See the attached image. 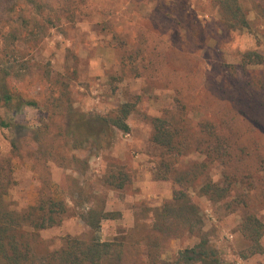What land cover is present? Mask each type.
Segmentation results:
<instances>
[{"label": "rangeland", "instance_id": "374dc122", "mask_svg": "<svg viewBox=\"0 0 264 264\" xmlns=\"http://www.w3.org/2000/svg\"><path fill=\"white\" fill-rule=\"evenodd\" d=\"M36 1L37 11L24 0H0V79L10 89L37 96L40 107L23 108L16 116L1 113L7 121L47 125L41 139L54 136L49 144L58 150L56 161L40 157L35 172L26 158H10V141H21L26 131L0 128V159H11L16 180L6 203L15 210L34 206L43 188L69 209L59 226L30 234L35 257L58 250L67 238L88 239L91 231L79 213L91 208L119 213L118 220L103 221L97 235L122 245L120 264H170L179 250L194 245V235L172 225L157 228L155 217L172 200V175L195 162L208 164L199 152L169 158L151 143V119L174 111L179 100L192 132L203 119L216 124L240 160L235 189L245 195L246 208L223 215L197 187L190 190L205 219L203 232L222 264H264V254L243 257L247 244L238 229L245 211L264 223V20L249 11V28L229 29L212 0ZM244 1L252 7L251 0ZM247 53L262 62L244 64ZM61 83L72 106L83 112L107 114L123 102L136 103L127 120L130 132L115 131L111 147L98 154L89 144L71 150L66 137L54 135L58 110L45 104ZM164 164L172 168L168 175ZM230 170L234 173V165ZM220 172L216 163L205 165L198 183L220 181ZM119 173L126 178L122 189L105 184Z\"/></svg>", "mask_w": 264, "mask_h": 264}, {"label": "trees", "instance_id": "16d2710c", "mask_svg": "<svg viewBox=\"0 0 264 264\" xmlns=\"http://www.w3.org/2000/svg\"><path fill=\"white\" fill-rule=\"evenodd\" d=\"M24 1L37 11L36 0ZM212 2L219 9L224 26L229 29L249 28L251 24L247 18L249 11H254L255 19L264 20V1L251 0V8L244 6V0H212ZM23 21L28 24L31 20ZM33 22L34 29L37 30V22L35 20ZM35 30L29 31L32 37L36 34ZM138 54L139 51L135 53L136 56ZM135 59V57H129V63L133 69H136ZM244 60V64L262 62V58L255 53H247ZM23 67L28 69L29 66L24 64ZM8 69L12 70V67ZM6 72L5 76L10 74L9 71L6 70ZM61 84L62 88L58 90V94L56 93L57 96L46 101H50V104H45L58 110L60 124L56 126L54 135L66 137L70 142L71 150H77L89 144L98 154L111 147L115 131L123 134L130 132L127 120L135 111L136 103L123 102L107 114L83 112L72 106L67 96V85ZM26 107L39 109L37 96H29L10 89L4 77H1L0 128L7 129L13 134L20 130L26 131L21 141L19 139L10 141V158L17 156L26 158L31 163V169L37 172V162L40 157L56 161L57 148L54 144H49L54 136L52 140L41 139L48 126L44 125L41 130L26 122L7 121L2 115V113L10 112L16 116ZM151 129V143L163 149L169 158L181 157L189 151H196L208 160V164L195 162L188 169L175 172L172 175V200L169 205H165L155 213L159 221L157 228L166 226L168 229L170 227L168 225L184 228L197 239L193 246L179 250L170 264H222L216 250L210 244L208 235L202 230L205 219L198 206L191 200L189 192L197 187V194L206 197L213 205L219 204L223 215L230 214L239 206L246 208L245 195L238 193L235 189L239 176L237 170L239 157L233 155L229 139L220 133L216 124L203 119L197 123L196 133L192 132L187 107L179 100L174 111L165 110L161 116L151 119ZM23 147L26 148L25 152L22 151ZM10 158L0 159V264H120L122 245L113 241H103L97 235L101 223L118 220L119 213L92 208L79 213L81 220L91 231L88 239L67 238L58 250L44 257H35L29 242L30 234L59 226L69 209L64 200L58 199L50 192L44 193L43 188L38 191L39 198L36 205L27 206L21 210L11 209L6 203V197L15 186L16 180ZM61 158L62 162H67L63 156ZM73 159L74 157L70 161ZM260 161L264 163V158ZM214 163L221 168L222 179L207 180L199 184L205 165ZM232 165H234V173L231 174ZM162 166L165 168V175L171 172L172 168L169 164ZM165 175H156V179L167 180L168 176ZM245 178H249V174L239 177V180ZM115 180L118 181L115 182ZM125 181V175L119 173V177L109 176L105 184L122 189ZM238 229L247 244L244 258L264 254L262 245L264 223L259 217L245 211Z\"/></svg>", "mask_w": 264, "mask_h": 264}]
</instances>
